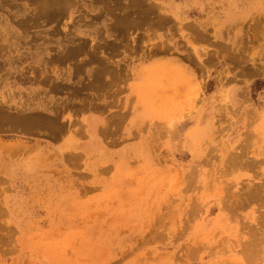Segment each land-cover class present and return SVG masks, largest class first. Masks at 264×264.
Listing matches in <instances>:
<instances>
[{"label":"rangeland","instance_id":"374dc122","mask_svg":"<svg viewBox=\"0 0 264 264\" xmlns=\"http://www.w3.org/2000/svg\"><path fill=\"white\" fill-rule=\"evenodd\" d=\"M18 1L53 102L0 105L39 144L0 264H264V0Z\"/></svg>","mask_w":264,"mask_h":264},{"label":"crops","instance_id":"0c3cea01","mask_svg":"<svg viewBox=\"0 0 264 264\" xmlns=\"http://www.w3.org/2000/svg\"><path fill=\"white\" fill-rule=\"evenodd\" d=\"M20 4L18 0H0V21L22 20L25 15ZM24 36L15 29L0 27V105H8V110L15 112L26 102L31 110L49 111L53 102L49 80L43 81L39 75L34 81L33 77H26L23 72L22 64L27 54L32 57L36 48L35 44L24 45ZM44 82L46 89L42 86ZM5 129L6 126L0 124V224H4L6 229L7 223H10L12 228L17 229L21 227L18 205L12 202L11 197L22 194L18 180L38 178L28 169L37 167L39 160L26 155L32 150L38 151L39 144L33 142L26 146V142L19 137L4 139Z\"/></svg>","mask_w":264,"mask_h":264},{"label":"bare ground","instance_id":"6f19581e","mask_svg":"<svg viewBox=\"0 0 264 264\" xmlns=\"http://www.w3.org/2000/svg\"><path fill=\"white\" fill-rule=\"evenodd\" d=\"M142 1V0H141ZM140 1V2H141ZM140 2H139V0L137 1V3H139L140 4ZM142 5V4H141ZM142 10V9H141ZM143 12H144V10H143ZM123 20H125V19H123ZM127 24V23H126ZM127 26V25H126ZM232 160V159H231ZM235 160V159H234ZM239 161V160H238ZM236 162V161H235Z\"/></svg>","mask_w":264,"mask_h":264}]
</instances>
